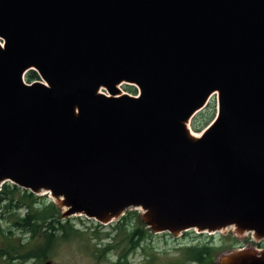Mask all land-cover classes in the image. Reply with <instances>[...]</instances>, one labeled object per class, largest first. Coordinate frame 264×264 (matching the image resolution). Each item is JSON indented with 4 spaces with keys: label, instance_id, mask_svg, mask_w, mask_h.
<instances>
[{
    "label": "water",
    "instance_id": "obj_1",
    "mask_svg": "<svg viewBox=\"0 0 264 264\" xmlns=\"http://www.w3.org/2000/svg\"><path fill=\"white\" fill-rule=\"evenodd\" d=\"M6 182L63 218L139 209L154 234L264 240V0H0ZM215 264H264V249Z\"/></svg>",
    "mask_w": 264,
    "mask_h": 264
},
{
    "label": "rangeland",
    "instance_id": "obj_2",
    "mask_svg": "<svg viewBox=\"0 0 264 264\" xmlns=\"http://www.w3.org/2000/svg\"><path fill=\"white\" fill-rule=\"evenodd\" d=\"M128 87L127 85L119 86L120 93L133 96L128 92ZM216 113L217 99L216 96H213L206 108L192 119L189 125L191 132L195 135L200 134L215 118ZM34 196L39 203L48 204L52 202L48 193H40ZM63 211L59 210V219L62 222L68 221L76 233L70 234L66 238L59 234L51 248L48 249L46 259L40 261L30 259L27 264H177L184 261L182 249L194 246L199 242L206 243L210 238L218 245L223 241L227 244L226 249L216 256L214 264L217 258L231 251L264 248V240L256 241L251 233L238 235L233 227L210 235L207 233L199 234L195 231L183 232L176 236L168 233L154 234L141 220L142 211L139 209L126 210L122 217L108 225H101L94 219H87L78 215L63 218L61 214ZM18 213L24 215L25 211L21 210ZM123 217L127 219L126 223L123 221ZM0 225L2 228L5 227L3 223ZM135 227L147 229L149 232H147L139 248L132 252L126 234L131 233ZM16 237H21V234H16ZM22 238L25 240L27 236H22ZM12 244L15 245L14 242ZM33 244L31 248L36 252L39 248L47 249L46 240L41 235L35 238ZM230 244H235V247L229 249ZM1 260L4 261L5 258Z\"/></svg>",
    "mask_w": 264,
    "mask_h": 264
},
{
    "label": "trees",
    "instance_id": "obj_3",
    "mask_svg": "<svg viewBox=\"0 0 264 264\" xmlns=\"http://www.w3.org/2000/svg\"><path fill=\"white\" fill-rule=\"evenodd\" d=\"M37 79L38 77L34 72H29L26 75L27 83ZM127 89L131 94L136 93L133 87L129 86ZM2 204H5L2 208L7 219L14 218L16 220L15 224L21 229L22 233L32 232V235L36 237L41 235L46 240L47 249L39 248L36 252L31 248L32 246L21 245L16 248L14 244L8 243L5 250H0V258L12 257V254L18 253L17 256L23 260L36 259L40 261L47 258V251L51 248L59 234H62L61 236L66 238L70 234L76 233L68 221L62 222L59 219V210L52 202L48 204L39 203L33 194L19 189L12 184L5 183L1 186L0 206ZM24 206L27 207L25 210H28V213L24 217H21L16 212ZM123 218V221L126 223L127 219ZM147 232H149L147 229L135 227L131 230V233L126 234V239L132 252L139 248ZM226 245L225 241L218 245L210 238L206 243L199 242L194 246L186 247L182 249L184 261L177 264H214L216 256L226 249ZM229 247V249H232L235 247V244H230ZM119 260L121 261V258Z\"/></svg>",
    "mask_w": 264,
    "mask_h": 264
},
{
    "label": "flooded vegetation",
    "instance_id": "obj_4",
    "mask_svg": "<svg viewBox=\"0 0 264 264\" xmlns=\"http://www.w3.org/2000/svg\"><path fill=\"white\" fill-rule=\"evenodd\" d=\"M2 206H5V204H2L0 206V224L3 223L5 224V227L2 228V225H0V250H5V247L8 243H15V247H19L21 245L24 246H33V242H35V238L36 236L32 235V232H25L22 233L21 229L15 224L16 220L14 218H10L7 219V217L4 214V210L2 208ZM26 206H24L23 208H20V210H24L25 214L24 215H20L18 213V211L16 212V214H18L21 217H24L27 213L28 210ZM15 213V212H14ZM13 219V220H12ZM20 233L21 237H16V234ZM22 236H27V238L25 240H23ZM18 245V246H17ZM18 253L16 254H12V257H1L0 258V264H27V262L29 261V259H21L17 256ZM14 256V257H13ZM5 258L4 261H2L1 259ZM49 264V263H48Z\"/></svg>",
    "mask_w": 264,
    "mask_h": 264
},
{
    "label": "bare ground",
    "instance_id": "obj_5",
    "mask_svg": "<svg viewBox=\"0 0 264 264\" xmlns=\"http://www.w3.org/2000/svg\"><path fill=\"white\" fill-rule=\"evenodd\" d=\"M195 135V134H194ZM196 136H198V135H196ZM45 194V193H44Z\"/></svg>",
    "mask_w": 264,
    "mask_h": 264
}]
</instances>
